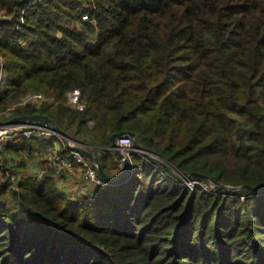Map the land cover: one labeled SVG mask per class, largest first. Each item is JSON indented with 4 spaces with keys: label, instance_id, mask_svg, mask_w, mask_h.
Listing matches in <instances>:
<instances>
[{
    "label": "trees",
    "instance_id": "trees-1",
    "mask_svg": "<svg viewBox=\"0 0 264 264\" xmlns=\"http://www.w3.org/2000/svg\"><path fill=\"white\" fill-rule=\"evenodd\" d=\"M0 11V122L47 116L113 178L114 134L145 150L125 181L72 197L53 171L29 170L57 138L3 144L0 264H264V192L246 189L264 186V0H0ZM33 92L48 101L21 105ZM162 164L214 188L183 187Z\"/></svg>",
    "mask_w": 264,
    "mask_h": 264
},
{
    "label": "built area",
    "instance_id": "built-area-1",
    "mask_svg": "<svg viewBox=\"0 0 264 264\" xmlns=\"http://www.w3.org/2000/svg\"><path fill=\"white\" fill-rule=\"evenodd\" d=\"M5 19V14L0 11V30L2 29L1 21ZM1 32V31H0ZM4 77L3 63L0 58V82ZM47 101V98L39 92H33L25 97L21 105H35L41 106L44 102ZM25 138L27 140L36 138L42 140H49L52 138H57L53 146L48 148L47 153V169L53 171L55 177L62 175H73L80 171L83 181L89 185L93 190H96L100 187H104L107 183L100 177L98 172V166L85 158L82 154L77 151L70 150L72 146L84 147V145L74 141L70 142L57 135L49 127H40V126H24V127H10V128H0V148L3 144L13 142L18 138ZM134 140L128 135H125L118 139L117 145L121 149L123 155L130 159L132 155L139 154L143 155L145 153L138 152L134 148ZM67 147L66 154H62L59 151L60 147ZM202 184V186L208 189V185L201 183L197 179H191L186 181H180V185L183 187H188L190 189L195 186Z\"/></svg>",
    "mask_w": 264,
    "mask_h": 264
},
{
    "label": "water",
    "instance_id": "water-1",
    "mask_svg": "<svg viewBox=\"0 0 264 264\" xmlns=\"http://www.w3.org/2000/svg\"><path fill=\"white\" fill-rule=\"evenodd\" d=\"M16 126H40V127L44 126V127H49L52 131H54L57 135L61 136L65 140L70 141V142H74V140L71 139L66 132H64L59 127H57L55 125V123L50 118H48L47 116H44V115L23 116V117L13 118L9 122H0V128H9V127H16ZM125 135H128L131 138H133V140H134V144H133L134 148L138 152L145 153V150L139 145V143L137 142L136 137H135V135L133 133H129V134H124V133L114 134L111 137V140H110L111 149L115 152V154L117 155L118 159L123 163V166H124V175L119 177V178H113V177L108 176L104 172L99 160L95 157V155L93 153L89 152L86 148L78 147V146H72V147H70V150L79 152L85 158H87L90 161H92L93 163H95L98 166V172H99L100 177L106 183L119 184V183L125 181L131 174V167H130L129 159L126 158L123 155V153L121 152V149L117 145L118 139H120L121 137H123ZM162 167L165 169V171L169 175H171V176L175 175L173 173V171L166 164H162ZM176 177H177L178 181L191 180L192 178L201 179V180H205V181L207 180L206 176L201 175L199 173H192L191 175H189L186 178H180L178 176H176ZM217 189L219 191H223L225 188L222 187V186H218ZM246 189H248V190H250L252 192H256V193L264 192V186L263 187L247 186Z\"/></svg>",
    "mask_w": 264,
    "mask_h": 264
},
{
    "label": "crops",
    "instance_id": "crops-1",
    "mask_svg": "<svg viewBox=\"0 0 264 264\" xmlns=\"http://www.w3.org/2000/svg\"><path fill=\"white\" fill-rule=\"evenodd\" d=\"M48 148L42 152H39L38 154H36L35 156L29 159L28 161L29 170L32 173H36L40 175L41 172L45 169L43 168L42 162L47 161L46 157L48 153ZM59 151L63 152L64 151L63 147H60ZM12 160H13L12 158L8 159V161H12ZM14 161L17 162L18 159L14 158ZM55 182L59 189L68 193L72 197L92 195L95 191L83 181L80 171H78L73 175H62L55 177Z\"/></svg>",
    "mask_w": 264,
    "mask_h": 264
},
{
    "label": "rangeland",
    "instance_id": "rangeland-1",
    "mask_svg": "<svg viewBox=\"0 0 264 264\" xmlns=\"http://www.w3.org/2000/svg\"><path fill=\"white\" fill-rule=\"evenodd\" d=\"M4 13V12H3ZM5 14V13H4ZM6 15V14H5ZM8 18L5 16V19H3V20H7ZM2 30V29H1ZM0 30V31H1ZM1 33V32H0ZM1 58V57H0ZM1 59H3V58H1ZM2 63H3V60H2ZM45 96V95H44ZM76 98H77V94H72L71 96H69V104L72 106V107H76L77 106V103L75 102V100H76ZM47 101H48V99H47ZM46 101V102H47ZM46 102H44V103H46ZM43 103V104H44ZM16 127H24V126H16ZM10 128V127H9ZM2 178V172H1V170H0V179ZM214 188V185H208V190L209 189H213ZM229 190V189H228ZM231 190V189H230Z\"/></svg>",
    "mask_w": 264,
    "mask_h": 264
}]
</instances>
